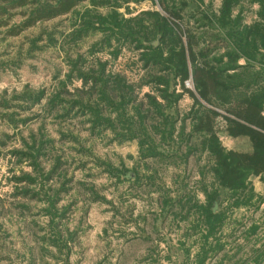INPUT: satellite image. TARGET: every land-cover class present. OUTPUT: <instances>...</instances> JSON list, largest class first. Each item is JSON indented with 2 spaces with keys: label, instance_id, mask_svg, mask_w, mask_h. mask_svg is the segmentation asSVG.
Returning a JSON list of instances; mask_svg holds the SVG:
<instances>
[{
  "label": "trees",
  "instance_id": "1",
  "mask_svg": "<svg viewBox=\"0 0 264 264\" xmlns=\"http://www.w3.org/2000/svg\"><path fill=\"white\" fill-rule=\"evenodd\" d=\"M145 2H151L153 9L136 16L128 9L130 17L118 11L122 3ZM85 3L93 10H111L109 15L84 12L71 35L82 40L89 33H101L102 42L91 52L97 59L72 61L70 73L45 108L49 113L64 111L59 119L87 116L94 130L110 131L118 140H136L140 160L152 172L147 181L152 183L162 167L187 163L204 153L208 166L202 170L200 183L206 177L211 181L202 189L206 204L195 208L200 226L208 233L207 241L222 225L224 203L231 199L234 207L251 204L257 195L249 178L258 177L264 183V0H219L217 6L214 0H0V18L10 10H29L22 13L26 20L9 32L10 37H18L39 22L79 14L77 9ZM246 4L257 5L250 22ZM7 24L0 23V28ZM155 42L158 46L152 45ZM102 50L110 55L99 58ZM125 50L135 54L127 59ZM74 79L82 87L71 94L67 88ZM190 79L195 92L185 86ZM186 94L193 104L183 111L179 104ZM44 95L39 92L24 99L39 104ZM221 137L243 142L246 149L227 151ZM50 145L51 141H37L36 136L31 143L24 141L23 149L13 154L19 162L30 163L37 178L23 174L14 181L21 192L18 196L48 199L45 213L53 238L41 237L40 241L62 253L73 240L56 223L67 211L57 207L67 183H62L53 200L44 186L33 197L29 190L40 178L47 183L59 172V164L48 173L41 167ZM106 172L135 185L143 180L139 171L108 166ZM187 195L188 201L195 200L191 192ZM163 198L164 208L186 199L185 194L174 199L169 193ZM261 229L250 228L253 236ZM47 250L40 249L42 260ZM255 256V264H264V246ZM68 258L69 252L67 264Z\"/></svg>",
  "mask_w": 264,
  "mask_h": 264
},
{
  "label": "rangeland",
  "instance_id": "2",
  "mask_svg": "<svg viewBox=\"0 0 264 264\" xmlns=\"http://www.w3.org/2000/svg\"><path fill=\"white\" fill-rule=\"evenodd\" d=\"M218 4L219 0H214L213 5ZM244 7L250 22L257 5ZM128 9L136 16L153 5L122 3L118 11L130 17ZM27 10H10L0 18V23H8L0 28V264H67L68 252V264H255V252L264 246V190H258V178L251 176L248 181L257 197L239 207L233 206L234 200L226 201L222 225L206 241L208 233L200 226L195 208L206 204L202 189L211 181L206 177L205 183H200L202 170L208 166L204 153L187 163L162 167L160 177L152 183L147 181L152 172L140 160L136 140H118L110 131L94 130L87 116L59 119L64 111L49 113L45 108L70 73L72 61L97 59L91 52L102 42L101 33H89L82 40L71 36L80 15L86 11L109 15L111 10H93L85 3L77 15L39 22L20 36L10 37L9 32L26 20L22 13ZM126 53L127 59L135 54ZM104 55L110 51L102 50L98 57ZM81 87V81L74 79L67 90L75 94ZM193 89L195 92L194 85ZM39 92L45 94L39 104L24 99ZM192 104L186 94L179 108L188 111ZM32 136L37 141H51L47 158L41 160L44 172L60 165L47 183L40 178L29 188L32 197L44 186L53 200L62 183H67L57 205L60 211H67L56 223L73 240L70 249L62 253L40 241L41 237L53 238L50 217L45 213L48 199L42 195L26 200L17 195L21 192L15 177L32 174L37 178L30 163L19 162L13 154L23 149L24 141L31 143ZM221 142L227 151L246 149L234 139L221 137ZM108 166L139 171L143 180L137 185L123 178L120 181L106 172ZM190 192L193 201L187 200ZM168 193L174 199L185 194L186 199L164 208L163 197ZM253 225L263 226L257 236L251 233ZM42 248L48 249L43 260ZM231 257L234 260L230 262Z\"/></svg>",
  "mask_w": 264,
  "mask_h": 264
},
{
  "label": "built area",
  "instance_id": "3",
  "mask_svg": "<svg viewBox=\"0 0 264 264\" xmlns=\"http://www.w3.org/2000/svg\"><path fill=\"white\" fill-rule=\"evenodd\" d=\"M185 86L187 89L194 90L193 89V83H192L191 79L185 82Z\"/></svg>",
  "mask_w": 264,
  "mask_h": 264
},
{
  "label": "crops",
  "instance_id": "4",
  "mask_svg": "<svg viewBox=\"0 0 264 264\" xmlns=\"http://www.w3.org/2000/svg\"><path fill=\"white\" fill-rule=\"evenodd\" d=\"M256 178H258V177H256ZM259 179V181H260V178H258ZM258 190H264V183L263 182H261L260 181V185H259V189Z\"/></svg>",
  "mask_w": 264,
  "mask_h": 264
},
{
  "label": "water",
  "instance_id": "5",
  "mask_svg": "<svg viewBox=\"0 0 264 264\" xmlns=\"http://www.w3.org/2000/svg\"><path fill=\"white\" fill-rule=\"evenodd\" d=\"M153 46H158V42H155L152 44Z\"/></svg>",
  "mask_w": 264,
  "mask_h": 264
}]
</instances>
